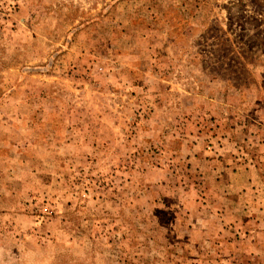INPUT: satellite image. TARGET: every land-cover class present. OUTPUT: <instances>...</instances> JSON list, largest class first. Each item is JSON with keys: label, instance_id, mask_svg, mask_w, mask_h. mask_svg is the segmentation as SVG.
I'll return each mask as SVG.
<instances>
[{"label": "rangeland", "instance_id": "obj_1", "mask_svg": "<svg viewBox=\"0 0 264 264\" xmlns=\"http://www.w3.org/2000/svg\"><path fill=\"white\" fill-rule=\"evenodd\" d=\"M0 264H264V0H0Z\"/></svg>", "mask_w": 264, "mask_h": 264}]
</instances>
